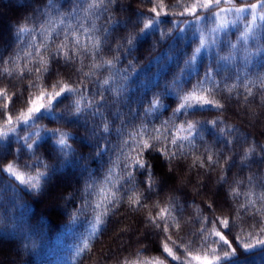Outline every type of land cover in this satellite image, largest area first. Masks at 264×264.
I'll return each instance as SVG.
<instances>
[{
  "label": "trees",
  "instance_id": "obj_1",
  "mask_svg": "<svg viewBox=\"0 0 264 264\" xmlns=\"http://www.w3.org/2000/svg\"><path fill=\"white\" fill-rule=\"evenodd\" d=\"M91 2L51 0L49 7V0H0V58L4 61L0 63V91L6 90L0 109L8 105L5 115H0V131L8 132L0 140V169L12 164L25 177L44 173L39 180L42 189L34 191L7 171H0V264H122L125 259L153 258L164 264H179L163 252L165 242L186 264H201L194 257L203 260L205 255L220 256L217 264H264V245L256 244L257 239H264L260 232L264 215L252 209L245 213L240 209L244 196L230 194L233 187L242 193L249 188L256 193L264 191V88L260 87L264 79V21L257 20L258 27L249 30L246 26L252 17L248 12L239 16L228 13L226 26L213 32L218 21L210 13L200 12L201 19L194 20L178 15L184 9L174 6L177 0H163L159 22L141 32V21H147L149 9L158 0H116L102 9L86 10ZM192 2L180 0L185 6ZM258 2L234 0L220 7ZM24 25L28 31L18 33ZM85 29L101 41L99 56L78 55L67 65L62 55L58 62L51 59L57 46L74 47L71 34L78 35L81 44L90 43ZM202 38L206 42L203 47ZM197 48L200 52L191 61ZM41 58L48 62L47 72ZM101 60H112V66L86 76L92 63ZM5 68L12 70V75L5 74ZM104 80L109 83L103 84ZM57 81L75 86L77 94L63 99L51 115L28 124L20 122L29 106L26 101L42 92L59 91V85L52 87ZM200 81L214 89V98L224 107L173 116L175 93L182 96ZM233 85L236 88L229 94L226 89ZM245 86L251 88L252 96H247ZM81 94L85 100L80 106L85 110L73 114V101ZM154 99L164 107L153 108L150 101ZM38 102L46 103L47 98ZM7 114L12 116L11 125ZM183 120L197 123L191 143L183 141V148L178 150L165 141L167 154L155 150L164 146L157 143L140 157L151 165L148 176L154 181L149 190L143 183L148 176L141 174L142 169L135 171V193L142 194L144 207H130L125 198L114 214L97 225L93 209L100 186L113 187L104 184L112 162L119 165L113 175L114 182L119 181L115 184L120 188L118 194L123 195L128 188L124 184V160L117 159L122 150L129 151L123 146L128 132L141 123L151 132L153 127L162 128L164 121L170 126ZM105 124L108 132L103 131ZM51 129L70 134L64 152L57 143L59 134L54 136ZM248 149L254 151L245 155ZM173 152L176 157L169 159ZM208 155L218 163L208 162ZM93 181L95 190L89 193L85 188ZM161 208L172 209L179 228L170 227L165 233L149 223ZM205 217L234 219L231 233L215 225L229 246L215 236L204 243L198 232ZM93 228L95 234L90 235ZM207 228L211 232L213 225ZM85 242L89 246L83 250ZM244 244L254 247L245 249ZM232 249L235 252L223 258Z\"/></svg>",
  "mask_w": 264,
  "mask_h": 264
},
{
  "label": "snow or ice",
  "instance_id": "obj_2",
  "mask_svg": "<svg viewBox=\"0 0 264 264\" xmlns=\"http://www.w3.org/2000/svg\"><path fill=\"white\" fill-rule=\"evenodd\" d=\"M116 0H92L90 4H88V9L86 10H92V9H102L106 6V4L115 3ZM149 3H154L156 0H148ZM163 3V0H158V3L155 7L149 9V18L146 22L141 21L143 23V28L141 29V32H143L145 29H151L153 28L158 22L159 17L161 16V11H159L160 5ZM221 3L224 4H233L234 0H193V2L190 5H183L180 3V0H177V4L174 5L176 7H183V11L181 13H178L180 16H190L194 20L201 19L199 13L200 12H206L210 13L212 18L214 20L218 21L217 27L215 29H212L213 32L218 31L219 29H222L226 26L228 23L226 17L228 13H232L236 16H239L242 13L248 12L251 15V20L249 21V24L246 26L249 30L253 29L254 27H258L256 25L257 20L264 21V0H259L258 3H253L250 5H244L242 7H228V8H221ZM49 7H52L51 0H49ZM213 9H216V11H212ZM257 9H261V11H256ZM167 15V12L164 13ZM183 22V21H181ZM62 23V21H61ZM43 28V25L40 26ZM28 31L27 25L21 26L18 28L17 32L22 33ZM85 32H88V35L86 37V40L90 43L81 44L80 38L78 35L71 34L72 35V41L70 42L74 47H69L68 45L61 44L57 46L55 52L52 54L51 59H56L57 62L61 55L63 56L65 60V64H70L73 62L74 58L78 55H92V56H99L101 51V41L97 40L94 36L91 35V30L85 29ZM18 38V37H17ZM128 43H131V40L128 41ZM205 40L202 38L200 40V44L203 47L205 45ZM65 48H68V51H64ZM200 52V48L195 49L194 54L191 57V61L196 60V53ZM26 55H31V53H26ZM190 61V62H191ZM41 64L44 66V71H48L47 61H44L43 58H41ZM0 63H4L2 58H0ZM8 63L14 64L13 60H9ZM113 61L112 60H101L100 63L93 62L90 68V71L86 73V76H91L94 74V71L97 69H102L106 65L108 67L112 66ZM39 71V69H37ZM79 71V70H77ZM3 72L7 75H12V70L5 68ZM99 83V81H98ZM109 83L108 80H104L103 84L107 85ZM59 85V91H55L53 93H47L42 92L39 97L29 98L26 103L29 105L27 108L26 113L21 114V121L23 124H28L29 122H34L35 120L42 119L46 114L51 115L57 105L63 102V99L68 98L69 95L77 94V88L71 84H60L59 81L56 82V84H53L52 87L55 88ZM255 86V85H254ZM260 87L264 88V79L260 80ZM236 88V85H233L231 87H228L226 90L229 94L233 92V90ZM247 96H252L253 93L251 91V88H248L245 86ZM5 91H0V98H6L5 97ZM176 95V107L172 109L173 116H184L185 114H193L195 110L197 109H204V108H215V109H222L224 107L223 104H221L218 100L214 98V89H210L207 87H204V82L200 81L197 83V85H193L192 89L188 92H186L184 95H180L179 93H175ZM212 96L213 98H209ZM247 96L245 99H247ZM47 98V102H38L43 101ZM9 102H11V98L7 97ZM103 99V98H101ZM85 100V97L81 94L79 100H74L73 104L75 107V113L73 114H80L85 109L81 108V102ZM150 104L153 108L158 109L160 107H164L163 104H161L159 99H154L150 101ZM8 105L5 104L2 109H0V115H5L4 109H7ZM87 107H91V102L88 103ZM151 111V109L146 110ZM6 120L9 125L12 124V116L10 114L6 115ZM213 124L216 123V121H212ZM169 121H164L162 128H152V131L149 132L148 125L146 123H141L138 126L133 127L132 131L128 132V139L123 141V146L129 148V151L125 153L123 150L121 151L120 157H117V159H121V157L124 160L123 164V176L125 177L124 184L128 185V188L125 190L123 195H119L120 188H116L115 184L119 183V181L113 180L114 175V168L119 167L115 162H112V167H109L107 169V173L104 176V184H111L113 185L112 188H106L103 185L100 186L99 191L97 195L99 196V199L95 203L94 211L97 213L94 217L95 223L97 225H102L104 223V220L106 217L109 216V214H114L116 210H118L119 205L125 201V198H127V203L130 207L133 205L139 209L141 207H144L143 200H142V194L137 195L135 193V185L133 184L134 180V174L137 169H142L143 172L142 175L148 176V169L151 168L150 164H147L145 161L140 159L142 153L146 150H152L155 147V144L161 143L164 146L162 148H156L155 150L158 152H161V154H167L168 148L167 144L164 142L167 141L171 143V145L176 146L179 149L183 148V141H189L191 143L192 139L194 137L192 136L193 131L197 127V123L193 121L183 120L179 124L172 123L170 126ZM167 126V127H166ZM163 129V130H162ZM174 129V131H173ZM10 131H16L15 128H10ZM52 132V134L55 136L59 134V140L57 143L61 146L60 151L64 152L65 149L68 147L66 143V137L70 135L67 132H64L60 129H51L49 130ZM103 131L108 132L109 127L107 124L104 125ZM180 133H186L185 135H180ZM8 135V132L0 131V140H2L4 137ZM35 135V133H33ZM147 136V139L144 137ZM28 139H31V137H28ZM151 141V142H150ZM27 147L29 149L32 148L31 144H28ZM139 149V151H136ZM135 151L136 154L133 156L132 152ZM254 149H248L245 152V155L250 154L253 152ZM183 154L182 152L180 153ZM177 155L176 152H173L170 154L169 159L175 158ZM206 160L208 162H211L212 164L218 163V161L214 160L213 156L208 155L206 156ZM203 162H201L202 164ZM131 168V171H127V169ZM0 171H7L10 175H13L16 177L17 180L20 181L21 184L26 185L30 187L34 191H38L42 189V185L39 183V180L42 176H44V173H37L36 176H27L25 177L24 174L20 173L18 174L15 170L12 164L7 165L5 168L0 169ZM224 177H221V180H224ZM249 183L252 182V177L248 178ZM95 181H93L92 184L86 185L85 190L91 193L95 190ZM143 183H146L148 186V189L151 190L154 181L151 180V177L148 176V179L143 181ZM120 187H124V185H120ZM113 188L115 190H113ZM233 197L239 198L241 195L244 196L245 201L240 205V209L243 210L245 213L248 212L249 209L254 210L255 213L264 215V191L260 193H256L253 191L252 188H249L246 192H241L239 187H233L231 189L230 193ZM260 204V207L257 208L256 205ZM211 207V206H210ZM172 209L171 208H161L157 212L156 216L149 218V223L153 224L156 228L161 229L163 232L167 233L170 227H177L179 228V221L175 216H172ZM171 221V223H169ZM197 223H200L198 220ZM204 226L199 229L198 235L203 237L204 243H207L208 239L211 236H215L218 238V241L224 245L229 246L230 242L226 238V236L223 234L222 231L217 230L215 228V225H219L221 229L228 230L229 233H231V227L234 225V219H230L228 217H216L215 219H210L208 217H205L203 220ZM213 225V230L211 232L208 231L207 225ZM96 229L93 228L92 233L90 235L95 234ZM208 233L205 235V233ZM261 233H264V228L260 229ZM252 234L249 233V236ZM170 240V237L168 238ZM237 239L238 238H235ZM172 243H175L174 241ZM257 245H264V239H257L256 240ZM88 243L85 242L84 249L86 250L88 248ZM179 247H184V245H178ZM243 247L245 249H249L254 247L252 244H244ZM163 252L167 254L168 257L171 258L173 261H178L179 264H186L185 259H182L180 256L176 255L171 248H169L168 243L165 242L162 244ZM213 253L215 250H211ZM235 252V249H232V252H225L223 258H227L230 255H232ZM188 255H191V253H188ZM137 256H139V253H137ZM197 261H200L201 264H217L219 260L222 258L220 256H214L213 258H209L207 255L203 257V260H201L200 256L194 257ZM122 264H164V261L153 258L152 260L148 261H140L137 259L136 261H129L125 259ZM190 264V262H189Z\"/></svg>",
  "mask_w": 264,
  "mask_h": 264
}]
</instances>
